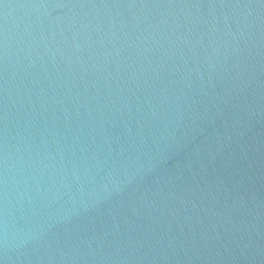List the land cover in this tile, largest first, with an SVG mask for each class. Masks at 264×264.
Instances as JSON below:
<instances>
[{
    "label": "water",
    "instance_id": "water-1",
    "mask_svg": "<svg viewBox=\"0 0 264 264\" xmlns=\"http://www.w3.org/2000/svg\"><path fill=\"white\" fill-rule=\"evenodd\" d=\"M0 264H264V0H0Z\"/></svg>",
    "mask_w": 264,
    "mask_h": 264
}]
</instances>
